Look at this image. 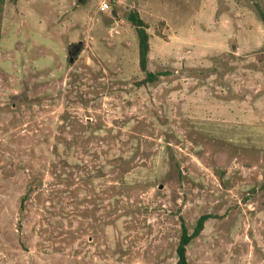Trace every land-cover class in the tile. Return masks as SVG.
I'll return each instance as SVG.
<instances>
[{"label":"rangeland","instance_id":"1","mask_svg":"<svg viewBox=\"0 0 264 264\" xmlns=\"http://www.w3.org/2000/svg\"><path fill=\"white\" fill-rule=\"evenodd\" d=\"M132 9L162 73L145 85ZM259 9L4 0L0 264H176L181 220L204 213L188 264H264Z\"/></svg>","mask_w":264,"mask_h":264},{"label":"trees","instance_id":"2","mask_svg":"<svg viewBox=\"0 0 264 264\" xmlns=\"http://www.w3.org/2000/svg\"><path fill=\"white\" fill-rule=\"evenodd\" d=\"M4 0H0V21L2 18V7ZM259 16L264 24V10L259 9ZM127 20L135 29L137 37V54H138V66L142 72H144V77L138 81L139 85H145L147 83L154 82L158 80L159 76L162 75L161 72H154L148 70V54L150 51L149 42V32L147 31L148 25L140 16L138 10L132 9L126 16ZM212 217V214L204 213L201 214L195 221V224L190 231L185 222L181 220V232L179 236V241L176 247V264H188V254L187 247L196 238L204 228L205 222Z\"/></svg>","mask_w":264,"mask_h":264},{"label":"water","instance_id":"3","mask_svg":"<svg viewBox=\"0 0 264 264\" xmlns=\"http://www.w3.org/2000/svg\"><path fill=\"white\" fill-rule=\"evenodd\" d=\"M74 46H77V51L76 52H78V50H79V44L77 45V44H75ZM70 54H72L71 52H69V55ZM69 59H70V61H73L74 59H73V56H69Z\"/></svg>","mask_w":264,"mask_h":264},{"label":"flooded vegetation","instance_id":"4","mask_svg":"<svg viewBox=\"0 0 264 264\" xmlns=\"http://www.w3.org/2000/svg\"><path fill=\"white\" fill-rule=\"evenodd\" d=\"M77 49V46H74L73 44L69 46V52H73V50Z\"/></svg>","mask_w":264,"mask_h":264},{"label":"built area","instance_id":"5","mask_svg":"<svg viewBox=\"0 0 264 264\" xmlns=\"http://www.w3.org/2000/svg\"><path fill=\"white\" fill-rule=\"evenodd\" d=\"M107 6H108V4L106 2H103L101 7H102V9H105V8H107Z\"/></svg>","mask_w":264,"mask_h":264}]
</instances>
